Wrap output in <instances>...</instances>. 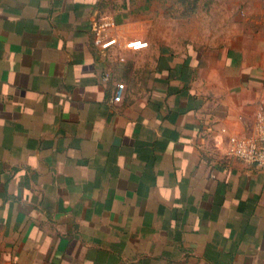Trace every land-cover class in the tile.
Masks as SVG:
<instances>
[{"label":"crops","instance_id":"1","mask_svg":"<svg viewBox=\"0 0 264 264\" xmlns=\"http://www.w3.org/2000/svg\"><path fill=\"white\" fill-rule=\"evenodd\" d=\"M129 12L0 0V264H264V168L228 153L260 114L244 65L161 61L139 86L93 42Z\"/></svg>","mask_w":264,"mask_h":264},{"label":"rangeland","instance_id":"2","mask_svg":"<svg viewBox=\"0 0 264 264\" xmlns=\"http://www.w3.org/2000/svg\"><path fill=\"white\" fill-rule=\"evenodd\" d=\"M123 21L112 45L117 53L134 56L128 71L139 86V76L164 61L216 70L224 51L236 52L252 89L248 94L264 114V0H130Z\"/></svg>","mask_w":264,"mask_h":264},{"label":"built area","instance_id":"3","mask_svg":"<svg viewBox=\"0 0 264 264\" xmlns=\"http://www.w3.org/2000/svg\"><path fill=\"white\" fill-rule=\"evenodd\" d=\"M113 25L114 18L111 15H98L92 24L94 44L103 47L112 45L113 37L110 36V29ZM124 91V83L118 82L114 92V101L123 99ZM228 153L246 163L264 168V114H258L252 133L231 138Z\"/></svg>","mask_w":264,"mask_h":264},{"label":"trees","instance_id":"4","mask_svg":"<svg viewBox=\"0 0 264 264\" xmlns=\"http://www.w3.org/2000/svg\"><path fill=\"white\" fill-rule=\"evenodd\" d=\"M148 1V0H147Z\"/></svg>","mask_w":264,"mask_h":264}]
</instances>
